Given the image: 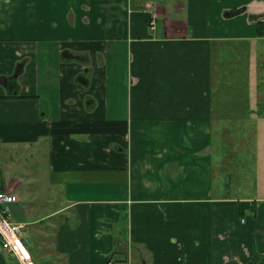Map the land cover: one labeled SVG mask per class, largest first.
Segmentation results:
<instances>
[{
    "label": "crops",
    "instance_id": "1",
    "mask_svg": "<svg viewBox=\"0 0 264 264\" xmlns=\"http://www.w3.org/2000/svg\"><path fill=\"white\" fill-rule=\"evenodd\" d=\"M259 21L264 0H0V190L34 264H262L264 182L217 188L211 157L215 122L259 114L215 95L216 48ZM0 264L26 263L0 241Z\"/></svg>",
    "mask_w": 264,
    "mask_h": 264
},
{
    "label": "rangeland",
    "instance_id": "2",
    "mask_svg": "<svg viewBox=\"0 0 264 264\" xmlns=\"http://www.w3.org/2000/svg\"><path fill=\"white\" fill-rule=\"evenodd\" d=\"M222 28L224 30L225 26ZM231 46L229 45V49L223 47L220 49L218 45L216 53L217 56L222 54V51L227 53V58L230 59L229 63L235 66L232 70H228V80L230 81L228 88L232 89L226 93L217 90L215 95L219 92L224 96L223 98H228V100L236 98L242 101L247 98L253 108L259 110V114H256L254 118L239 116L237 121L215 122L214 130L216 132L212 140L211 157L216 167L215 187L218 188L220 182L223 181L230 186L227 190L232 195L243 196L246 193L244 189L246 182H249L250 185L264 182L261 170L264 167V160L262 155H258L256 151L264 136V41L259 39L239 40L234 43L233 47ZM237 60L238 63H236ZM245 108L248 107L240 109L244 111ZM217 132L221 133V137L216 136ZM17 151L15 148L12 149V156L15 158L12 164H8L9 166H19L17 157L21 155H18ZM42 162L43 160L39 161V163ZM41 165L43 163L38 164L40 169ZM24 231L23 229L20 233L23 239L26 235ZM24 243L29 251L31 250L30 245H34L30 238L24 240ZM260 258H264V253L260 255ZM240 263L247 264L245 261H240L238 264Z\"/></svg>",
    "mask_w": 264,
    "mask_h": 264
},
{
    "label": "built area",
    "instance_id": "3",
    "mask_svg": "<svg viewBox=\"0 0 264 264\" xmlns=\"http://www.w3.org/2000/svg\"><path fill=\"white\" fill-rule=\"evenodd\" d=\"M154 23V20L151 24ZM19 201V196L10 191L0 190V241L4 249L15 254L22 262L34 264L31 254L20 233L22 224L12 221L11 205ZM108 264H114L109 261Z\"/></svg>",
    "mask_w": 264,
    "mask_h": 264
},
{
    "label": "trees",
    "instance_id": "4",
    "mask_svg": "<svg viewBox=\"0 0 264 264\" xmlns=\"http://www.w3.org/2000/svg\"><path fill=\"white\" fill-rule=\"evenodd\" d=\"M257 34L260 35V36H264V21H259L258 22V28H257ZM247 201H240L239 203V213H240V216H242V218L245 216L246 214V210H245V207L246 205H248Z\"/></svg>",
    "mask_w": 264,
    "mask_h": 264
},
{
    "label": "water",
    "instance_id": "5",
    "mask_svg": "<svg viewBox=\"0 0 264 264\" xmlns=\"http://www.w3.org/2000/svg\"><path fill=\"white\" fill-rule=\"evenodd\" d=\"M17 75V74H16Z\"/></svg>",
    "mask_w": 264,
    "mask_h": 264
}]
</instances>
